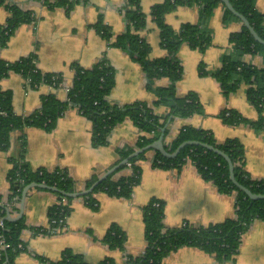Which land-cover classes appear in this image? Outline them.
Here are the masks:
<instances>
[{"label":"crops","instance_id":"0c3cea01","mask_svg":"<svg viewBox=\"0 0 264 264\" xmlns=\"http://www.w3.org/2000/svg\"><path fill=\"white\" fill-rule=\"evenodd\" d=\"M14 1L22 8L33 11L36 19L21 24L15 30L0 49L1 59L15 61L35 54L37 68L42 72L61 74L64 84L71 86L75 77L74 66L88 69L106 57L115 72V84L108 94L111 103L124 105L139 100L150 104L159 116L164 117L168 113L165 104L154 103L156 96L147 86L146 73L141 64L126 49L111 43L115 36L127 30L125 0H88L75 4L69 10L63 6L49 7L38 0ZM163 1L141 0L147 23L140 33L149 43L153 58L166 54L160 40V27L150 15L152 7ZM255 6L264 11V0H255ZM8 16L7 6L0 4V25L6 22ZM199 19L200 6L197 4L181 5L164 18L175 30L185 23H198ZM97 23L109 28L111 39L97 30ZM206 26L211 34V43L204 51L191 47L188 42L181 44L178 57L183 74L176 83L178 96H184L188 91L197 94L202 112L189 117L176 115L170 118L163 141L169 144L186 126L209 129L218 142L237 137L245 148L247 173L253 179H264V129H257L249 123L230 125L220 116L224 108H233L251 120L257 119L258 111L246 95L247 85L242 84L226 96L220 83L210 74L221 66L222 56L229 47L230 34L240 30L242 22L234 19L225 21L224 8L219 4L207 19ZM243 58L255 66H264V56L260 54L248 53ZM201 65L206 74H202ZM169 83L167 77L155 80V85L159 87H166ZM0 88L12 92V107L19 115L34 112L40 107L42 97L48 93H55L62 100L67 98L66 88L52 89L46 83L31 86L17 71H10L2 77ZM92 129V121L77 108L71 107L59 117L51 130L30 125L13 131L9 148L3 150L0 147V195L3 199L8 197L10 190V156L21 152V138L25 139L23 156L31 168L65 170L74 179L72 192H83L121 162H118L119 149L135 148L141 134L133 121L126 118L113 127L106 144L94 146ZM154 154L155 151L149 149L145 157L138 160L142 170L141 180L130 197L97 191L93 195L95 206H91L84 197L87 193L74 196L70 201L72 210L66 219L67 227L51 234H37L34 229L48 226L49 209L60 201L59 194L46 187H31L23 213L18 217H23L26 223L20 238L27 250L16 254L13 264H46L45 260L41 261V255L48 261H57L66 248L82 254L91 264L105 257L113 258L116 264H126V255H138L146 247L143 206L153 197L165 202L164 223L167 227H180L185 222L208 225L234 216L233 193H221L192 162L185 163L180 169L156 167L153 165ZM123 173L127 174L128 170L117 172L115 176ZM93 177L97 179L87 187V181ZM20 202L21 199L8 211L7 220L14 221L10 218L19 216ZM113 223L127 235L123 249L110 248L103 240ZM163 264H264V220L256 219L251 223L232 260L219 262L214 255L199 247L184 245L171 252Z\"/></svg>","mask_w":264,"mask_h":264},{"label":"trees","instance_id":"16d2710c","mask_svg":"<svg viewBox=\"0 0 264 264\" xmlns=\"http://www.w3.org/2000/svg\"><path fill=\"white\" fill-rule=\"evenodd\" d=\"M49 7L63 6L71 9L75 4L88 0H38ZM236 11L243 14L255 28L258 34L264 38V11L255 6V0H230ZM9 10V16L4 24L0 25V49L4 47L11 35L23 23L33 22L36 15L33 11L22 8L14 0H0ZM186 4L200 6V19L198 23H185L180 29L175 30L169 26L164 18L165 15L177 7ZM221 4L224 8V20L231 19L241 21L220 0H164L155 4L150 15L160 27L161 44L166 50L163 57H151V48L141 30L146 26L147 15L141 9V0H125L124 12L127 20V30L115 36L111 43L114 46L126 49L131 56L141 64L147 77V86L153 90L156 99L155 104H165L168 113L163 116L157 115L153 107L144 102L136 101L124 105L111 103L108 94L115 84V72L106 57L101 58L88 69L82 66L75 67V77L69 87L66 99H60L55 93H48L42 97L39 108L29 115H19L12 107V92L0 88V147L7 150L10 145L13 131L23 129L26 126L35 125L51 130L55 127L59 117L71 107L77 108L92 121V144L99 146L106 144L113 127L126 118H130L139 128V135L135 148L119 149L121 161L128 157L137 148L144 147L157 140L170 118L176 115L190 116L202 112V105L195 92L188 91L184 96L176 93V83L181 79L183 68L178 57V51L182 43L188 44L200 51H204L211 43V34L206 26L207 19L212 15L216 6ZM97 30L106 38L111 39L112 33L107 26L97 23ZM260 54L264 56V45L258 43L249 29L242 23L240 30L232 32L229 37V47L222 56V64L210 74L220 83L224 95L236 91L242 84L247 85L246 95L248 100L258 111L257 119L251 120L238 110L224 108L220 116L227 124L249 123L257 129H264V66L258 67L244 60L245 54ZM202 74H206L204 66H200ZM10 71L21 73L31 86L41 83H59L63 77L59 73L42 72L36 65L35 54L23 56L15 61H7L0 58V79ZM167 77L170 83L166 87L155 85L157 78ZM185 140H197L207 143L215 148L226 152L234 164L236 179L255 193H264V179H253L245 169V148L237 137L226 138L218 142L214 133L206 128L186 126L177 136L165 144L168 151H173ZM21 152L10 156L12 167L8 172L10 190L8 202L14 197L20 201L24 187L31 182L46 183L55 186L59 190L72 192L74 179L65 170H47L45 168H31L26 162L23 152L25 151V139L21 138ZM143 151L120 165L116 170L101 180L92 191L84 197L91 206H95L94 193L97 191L107 192L111 195L130 197L134 187L140 183L142 170L138 160L144 158ZM155 151L153 165L161 168L180 169L185 163L192 162L199 173L216 185L221 193H233L235 195V214L221 222L208 225H193L185 222L180 227H167L164 223L165 202L153 197L143 206V219L145 225L146 247L138 255H126V261L131 264H163L165 258L174 250L184 245H192L201 248L216 258L219 262L232 260L239 250L242 236L251 223L256 219L264 220V199H251L244 191L233 184L230 179V171L227 160L220 154L208 150L201 145H186L175 157H166L159 151ZM130 163V165L128 164ZM128 170V173L116 177V173ZM97 177L87 181V187L91 186ZM59 194L60 202L49 209V226H41L34 229L35 233H53L61 218L70 214L72 197ZM0 195V233L10 247L0 251V264H13L16 254L27 250L20 235L26 227L24 218L9 221L6 215L10 208L2 202ZM65 200V201H64ZM2 202V203H1ZM53 220H56L54 222ZM127 235L117 224L113 223L104 236V241L110 248L123 249ZM20 243L24 247L18 246ZM45 260L46 264H91L80 253L65 249L61 259L57 261ZM92 264H116L111 257H105Z\"/></svg>","mask_w":264,"mask_h":264},{"label":"water","instance_id":"95a60500","mask_svg":"<svg viewBox=\"0 0 264 264\" xmlns=\"http://www.w3.org/2000/svg\"><path fill=\"white\" fill-rule=\"evenodd\" d=\"M233 14H235L236 16H238L241 20V22L249 29L250 33L252 34V36L254 37V39L260 43L264 45V38L261 37L258 32L255 30V28L250 24L249 20L241 13H239L238 11H236V9L234 8V6L232 5V3L230 2V0H220ZM164 134H165V128L162 129V132L159 136V138L157 140H155L154 142L144 146V147H139V149L135 150L132 154H130L128 157L124 158L121 162H119L118 164L115 165V167L113 166L112 168H110L108 171L105 172V174L103 176H101L88 190L83 191V192H65L62 190H59L57 187L55 186H50L46 183H39V182H31L29 184H27L23 191H22V197H21V202H20V213L19 216L16 217H12L10 218L11 220H15L18 219V217H20L23 213V209H24V204H25V199L27 196V192L31 187H46L55 191H59L62 192L64 195L67 196H78V195H84L90 191H92L94 189V187L103 179H105L109 174H111L113 171L116 170V168H118L120 165L125 164L126 162L129 161V159L145 150H149V149H153L156 151H159L162 155L166 156V157H175L179 151L181 150V148H183L186 145H201L204 148L208 149V150H212L215 153H218L220 155H222L228 162L229 165V171H230V179L232 180L233 184L236 185L238 188H240V190L244 191L251 199H264V193H255L250 191V189L248 187H246L245 185H243L242 183H240L236 177H235V173H234V164L231 160V158L229 157V155L218 149L215 148L214 146L207 144V143H202V142H198L197 140H185L183 142H181L173 151H168L165 147V143L163 141L164 138ZM9 215V214H8Z\"/></svg>","mask_w":264,"mask_h":264},{"label":"built area","instance_id":"2783aa9c","mask_svg":"<svg viewBox=\"0 0 264 264\" xmlns=\"http://www.w3.org/2000/svg\"><path fill=\"white\" fill-rule=\"evenodd\" d=\"M28 82H29V80H27ZM59 85H60V88L61 87H64V88H66V90H67V92H68V90H69V85L67 86V85H65L64 84V82H60L59 83ZM52 89H59V88H57L56 86H55V84H52V85H49ZM129 165H130V163H128ZM65 201V200H64ZM2 202H6L5 204L10 208L11 206H16L18 203H19V201H18V198L15 196L14 197V199H13V201H11V202H8V201H6L5 199L2 201ZM1 202V203H2ZM60 202V201H59ZM66 219H67V217H66ZM66 219L63 217V218H61L60 220H59V222H58V226L56 227V228H54V230H53V232H58L59 230H64L66 227H67V224H66ZM54 222H56V220H53ZM48 226H49V222H48ZM18 246H20V247H24V244H22V243H20ZM8 247H10V244L9 243H6L5 242V240H4V238H3V236H2V234L0 233V251L1 250H3V249H7ZM126 261V260H125ZM126 264H131L130 262H127Z\"/></svg>","mask_w":264,"mask_h":264}]
</instances>
